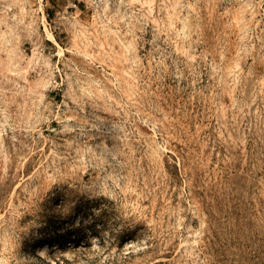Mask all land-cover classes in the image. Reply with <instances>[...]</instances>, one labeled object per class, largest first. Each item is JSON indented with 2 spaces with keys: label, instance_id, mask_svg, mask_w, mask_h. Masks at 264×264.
<instances>
[{
  "label": "rangeland",
  "instance_id": "1",
  "mask_svg": "<svg viewBox=\"0 0 264 264\" xmlns=\"http://www.w3.org/2000/svg\"><path fill=\"white\" fill-rule=\"evenodd\" d=\"M0 264H264V0H0Z\"/></svg>",
  "mask_w": 264,
  "mask_h": 264
},
{
  "label": "bare ground",
  "instance_id": "2",
  "mask_svg": "<svg viewBox=\"0 0 264 264\" xmlns=\"http://www.w3.org/2000/svg\"><path fill=\"white\" fill-rule=\"evenodd\" d=\"M49 36H50V38L53 39V37L51 35H49ZM37 254L42 256V257L46 256V244H41L40 245V247L37 250Z\"/></svg>",
  "mask_w": 264,
  "mask_h": 264
}]
</instances>
